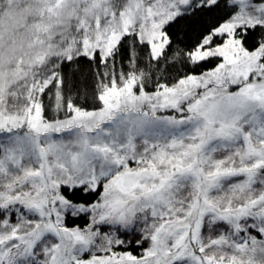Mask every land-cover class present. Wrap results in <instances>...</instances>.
<instances>
[{"label":"snow or ice","instance_id":"1","mask_svg":"<svg viewBox=\"0 0 264 264\" xmlns=\"http://www.w3.org/2000/svg\"><path fill=\"white\" fill-rule=\"evenodd\" d=\"M0 264H264V0H0Z\"/></svg>","mask_w":264,"mask_h":264},{"label":"trees","instance_id":"2","mask_svg":"<svg viewBox=\"0 0 264 264\" xmlns=\"http://www.w3.org/2000/svg\"><path fill=\"white\" fill-rule=\"evenodd\" d=\"M195 38H196L195 32H189L187 36L181 34V39H184L185 42H187L189 40L194 41ZM211 66H212L211 64L208 65V67H211ZM82 68H83V72L79 75L78 79L83 80L84 83L86 85H88L89 89H90L91 75L87 71V63L86 62L82 65ZM77 222L79 223L80 221H77Z\"/></svg>","mask_w":264,"mask_h":264},{"label":"rangeland","instance_id":"3","mask_svg":"<svg viewBox=\"0 0 264 264\" xmlns=\"http://www.w3.org/2000/svg\"><path fill=\"white\" fill-rule=\"evenodd\" d=\"M163 114H170V112H167V113H163Z\"/></svg>","mask_w":264,"mask_h":264}]
</instances>
